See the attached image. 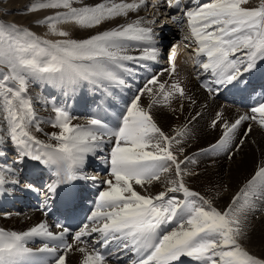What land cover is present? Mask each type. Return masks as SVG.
Returning a JSON list of instances; mask_svg holds the SVG:
<instances>
[{
    "label": "snow or ice",
    "instance_id": "obj_1",
    "mask_svg": "<svg viewBox=\"0 0 264 264\" xmlns=\"http://www.w3.org/2000/svg\"><path fill=\"white\" fill-rule=\"evenodd\" d=\"M74 3L76 0H38L28 10L65 9L38 22L49 23L50 31L66 37L67 32L58 30L61 22L73 21L81 27L93 28L114 16L138 10L146 0H139V3L121 0L119 4L98 3L78 8L73 7ZM180 3L181 0H168V7L178 8ZM248 5L249 0H212L184 12L197 45L194 54L197 57L206 54L207 62L202 67L211 70L218 85L236 82L233 84L236 86L243 72L253 69L257 60L264 62V0H259L257 6ZM132 42L148 44H141L140 56H132L127 54ZM157 52L152 29L142 26L139 20L87 39L55 42L41 41L12 25H0V64L8 69L6 73L0 72V98L10 139L20 160L30 158L54 169L56 179L48 186L49 191L55 192L60 185L86 178L81 169L88 154L100 147L105 136L112 143L106 158L110 178L103 181L107 187L99 192L95 210L88 217L93 225L91 229L85 224L75 233L74 242L67 243L63 236L69 229L57 224V228H62L59 243L53 247L45 244L36 250L26 246L29 238L56 239L46 222L20 233L0 230V264H22L27 259H32L33 264H67V255L72 251L82 254L81 264H106L105 255L96 246L108 248L112 244L118 249L136 252V264H174L182 256L191 257L198 264H264V260L249 254L240 243L244 218L243 207H237L242 199L245 203L252 197L264 201V166L259 167L252 179L232 197L224 211L217 210L211 201L184 183L186 173L181 165L191 158L185 156L179 160L178 153H183L184 148L178 147L174 152L173 144H180L178 137L185 135L186 127L177 129L175 136L166 135L150 111L152 103L158 101L153 100L147 109L140 103L144 94L157 95L156 86L165 103L175 95L184 97L185 90L179 81L171 83L166 90L167 82L161 83L153 77L132 99L115 128H108L96 118L89 121L90 128L72 124L68 111L54 107L53 126L60 129L59 133L52 134L56 144H43L28 131L35 121L32 100L27 96L29 75L68 84L86 81L94 86L122 85L124 80L120 77L126 71L125 61L155 59ZM237 53L242 55L233 59ZM175 55L174 46L167 70L170 74L176 72ZM203 87L213 91L209 82ZM251 113L241 115L232 123L225 121L222 113H216L211 126L219 125L223 132L211 149H227L242 121L257 120V114L259 124L264 127V103L253 107ZM37 130H40L38 126ZM243 142L241 140L240 144ZM173 167L176 178L168 182L165 191L154 196L142 195L134 188V184L143 187L160 180L161 174L171 172ZM5 182V176L0 175V185ZM181 192L183 199L169 195ZM171 224L176 227L161 236L164 227ZM93 233H99V239L92 241L90 250L87 237ZM45 253L47 257L41 255Z\"/></svg>",
    "mask_w": 264,
    "mask_h": 264
},
{
    "label": "bare ground",
    "instance_id": "obj_2",
    "mask_svg": "<svg viewBox=\"0 0 264 264\" xmlns=\"http://www.w3.org/2000/svg\"><path fill=\"white\" fill-rule=\"evenodd\" d=\"M11 1V0H9ZM7 0L0 1V8L3 10L0 12V17L5 20H13L15 16L25 9L28 4L38 2V0H15L9 2ZM133 3L134 0H123V2ZM199 0H194L193 3H197ZM136 3H139V0H135ZM98 3H121V0H76V3L73 4V7H82L83 5L93 6ZM259 4V0H249L248 6H257ZM145 6V5H144ZM141 7L135 11H129L127 15L114 16L110 20H105L101 25H97L93 28L81 27L73 21H64L58 24V30H62L68 33V36L62 37L57 33L50 31L49 27L47 32L49 33V39L52 42L58 40L65 39H73V40H82L87 39L92 35H96L99 32L111 30L116 28L118 25H126L128 23H133L135 21H140L141 25L144 27L151 28L154 35L158 37H154L155 47L158 49L157 55L155 59H141V60H133V61H125L124 66L126 71L122 72L121 79L124 80V83L121 84H104L101 86H94L91 83L86 81H82L77 84H68L64 81H60L57 79H43L40 76H31L32 89L29 87L28 83V91L31 93L34 101L32 102V106L35 108L36 106L41 109V114L35 118V121L30 124L28 130L34 131V137L41 141L43 144H51L54 145L57 142L50 136L53 133H59L60 129L58 127L53 126V121L55 120V114L50 117L51 114V102L53 101L49 94H57L61 98H69L64 102V107L70 111L71 114H75L77 119H80V116H87V123L94 117L99 119H104L103 124L111 122L112 126L117 124V120H111V118L122 119V115L124 114L126 108L129 105V102L133 99L135 92L137 94L140 93V90L144 89L145 83L151 80L155 75H157L159 81L161 83H166V90L168 86L171 85L174 81H179L180 84L183 85L185 90V96L180 97L179 95H175L170 102L165 103L163 98L158 94L159 89L158 86L154 87V92L157 93L155 96H148L146 94L141 97L144 100H158V103L153 104L151 108V114L153 119L158 123H163V125L170 126L173 122L176 124H180L182 121L187 122L190 126H193L195 130L200 133L199 138L197 137V131L191 130L195 133L196 142L195 146L190 145L189 143H185L183 145L189 152L195 150L196 148L202 147L206 144H210L209 150L201 151L199 153H195L190 155V161L185 162L186 169L183 170L186 174L183 176L184 183L186 186L191 189H194V192L200 193L209 201H211L212 205L216 208H221L224 211L228 205L225 206L227 200H229L230 194L233 189L236 187L238 183L242 180L246 179L248 175L252 172V169L258 160V157L264 151V127H262L258 120H244L251 122L246 128L244 121H242V130L245 131V135L239 136L237 139H243V144L239 145V147L232 152L229 160H224L225 155L223 153H219L216 150L211 149V145L214 143V139H212L211 131L206 127V123L211 119L214 112L222 113L223 119L228 121L229 123L234 122L241 115H251L250 105L244 107V105L240 104L239 98L235 97L233 92V86L231 84H223L222 86H227L226 92L223 90V87H216L206 76V72L211 70H204L202 64L199 62L195 66L194 69H189L185 67V62L178 63L180 59V55H178V51L189 52V48L187 47V39H190V26L188 24L187 33H185V37L176 42V55L174 58V63L176 65L175 74H170L167 70L170 68L169 64H166V60L161 56L162 48L166 46L169 42V39H174L178 33L177 28L174 26L169 27L167 22H164V18L160 17L159 14L164 13L163 9L159 7H154L153 3L148 6ZM142 9H144L142 11ZM169 10V8H168ZM66 11L65 9H47V10H36L32 11L29 18L31 19H45L46 17L54 16L57 12ZM186 16V15H185ZM188 22V17L184 19V23ZM2 24V22H1ZM180 24V23H179ZM38 30V29H37ZM155 30L158 32H162L159 34H155ZM35 31V30H34ZM30 33V32H29ZM46 33V32H45ZM36 36V34H34ZM183 35V34H182ZM38 36V35H37ZM48 38V37H47ZM46 40V39H45ZM48 41V39H47ZM50 41V40H49ZM143 46H147L148 42H132V45L128 48V55L132 56H140L141 52L138 49ZM171 55V53H170ZM206 55V54H205ZM242 54L237 53L233 59L240 58ZM7 66L4 65L3 69L0 70L2 73L7 72ZM209 82L211 87L213 88L214 96L226 97V106L219 110L217 108L214 99L210 100L207 98L206 93L199 89L200 83ZM230 91V93H228ZM190 98V99H189ZM192 101H195L193 103ZM196 101L206 102V112L200 114L197 112ZM56 103V102H55ZM63 103V102H62ZM53 106V105H52ZM102 106L100 113L98 115H93V111L95 107ZM55 107V106H53ZM239 107L241 110H239ZM196 108V110H194ZM3 100L0 98V140H2L7 135L6 124L3 121ZM113 112H118L117 114H113ZM199 113V116H197ZM42 116V117H40ZM258 116V114H257ZM195 117V119H193ZM45 120V121H44ZM72 120L76 121V119ZM44 121V122H43ZM44 124L43 130H35L36 125L39 127L41 124ZM74 124V123H72ZM75 124L79 125L78 122ZM255 125V126H254ZM251 128L249 132L248 129ZM218 128L221 132L216 134V137L222 135L223 128L221 126L215 127ZM240 126L236 129L238 130L236 134L239 132ZM246 128V130H245ZM4 132V133H3ZM188 139V138H187ZM109 139L107 136L104 138V142H108ZM114 143V142H113ZM112 146V145H111ZM111 146L109 148H111ZM109 153L107 151H102L97 155V160L104 161L103 162L95 161L99 163L98 167L108 168L107 157ZM87 161L85 160V164ZM92 164V163H91ZM102 164V165H101ZM174 171V167L173 170ZM163 173L160 177V180L154 181L152 185H159L158 192L165 191L167 187H169V181L175 179V175L173 172ZM196 171L194 176H190L189 173ZM26 172L29 177H38V173L33 169L27 168ZM52 178H56L54 174V170L49 172L48 174ZM193 181H190V179ZM98 181H103L102 178H96ZM210 182L214 184H218L219 187L224 184V191L220 190L219 194L216 196H211L210 189L211 187L207 186L206 183ZM98 189L92 190H82L84 193L83 197L85 199L88 198V195H91L93 200H97V195L94 193ZM48 188H38L36 186L31 187V194L22 195V200L20 201L26 202V205L32 208V213H34L38 218L41 216V213L47 211L51 204V198L56 196V192H49ZM13 195H19L18 192H13ZM37 197V199H36ZM50 199V202H49ZM49 202V203H48ZM264 201L260 202V206L257 207L253 213L246 214L242 212L243 223H244V235L240 238V242L245 245V250L249 253L254 251L256 255L260 256L264 259V209L261 210L262 204ZM81 206L83 202H80ZM224 209V210H223ZM254 213L259 214L258 217L255 218ZM0 220L8 224L9 222L5 221L2 216H0ZM78 252L72 251L69 252L71 258L76 255ZM257 256V257H258ZM182 259H185L182 256ZM186 260V259H185ZM73 264H78L77 259H72ZM110 264H130L127 261H119L118 263H110Z\"/></svg>",
    "mask_w": 264,
    "mask_h": 264
},
{
    "label": "rangeland",
    "instance_id": "obj_3",
    "mask_svg": "<svg viewBox=\"0 0 264 264\" xmlns=\"http://www.w3.org/2000/svg\"><path fill=\"white\" fill-rule=\"evenodd\" d=\"M7 1H9V0H7ZM12 1H15V0H11L9 2H12ZM34 3H37V2H34ZM34 3H31L30 2L25 9H23L22 11H20L15 16V18L13 20H5L4 18L0 17V25H12L14 28L24 29V30H26L27 33L30 32L32 35L33 34H36L35 37L38 38V39H40L41 41H47V39H48V41L49 40L51 41V39H49L50 38L49 35H48L49 33L47 32L48 27H49V23H39L38 22V21H42V20H45V19L38 18V19L35 20V19L29 18V16L31 15L32 11H29L28 9ZM39 10H47V9H39ZM2 11L3 10L0 8V12H2ZM1 22H2V24H1ZM20 35L22 37H24L25 36V33H20ZM3 66H4V64H0V70L3 69ZM249 179L251 180V178H249ZM3 219L6 222L8 221V220H6L7 218H5V217H3ZM241 244H243V243L241 242ZM250 253L255 254V257L257 259L263 260L260 256L256 255V253L254 251H251Z\"/></svg>",
    "mask_w": 264,
    "mask_h": 264
}]
</instances>
